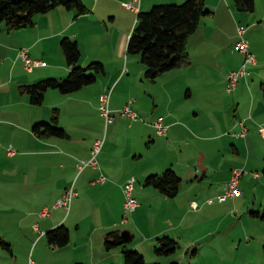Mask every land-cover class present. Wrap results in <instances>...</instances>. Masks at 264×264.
Returning <instances> with one entry per match:
<instances>
[{"label":"crops","instance_id":"1","mask_svg":"<svg viewBox=\"0 0 264 264\" xmlns=\"http://www.w3.org/2000/svg\"><path fill=\"white\" fill-rule=\"evenodd\" d=\"M182 1L141 0L140 11ZM206 1L210 10L206 25L213 20L222 26L224 15L238 20L231 0ZM82 2L87 7L82 14L59 5L36 15L32 26L9 30L0 24V234L10 243V248L0 246V264H124L123 247H105L106 235L114 230L129 231L134 237L127 247L140 251L149 262L180 264L179 260L192 261L205 250L225 260L223 237L231 235L233 248L240 250L243 232L251 242V234L257 235L258 225H264L252 214L256 212L252 205L250 215L244 216L247 197L217 199L236 169H245L243 177L247 170L264 169V145H259L260 136L264 139V80L250 82V73L239 79L235 90L227 87L229 74L245 57L237 47L239 31L229 51L232 67L215 85L220 95L205 97L202 103L196 98L190 71L197 65V51L210 53L211 38L216 37V33L200 32L202 20L189 38V56L178 67L148 80L141 56L132 58L128 53L138 12L124 7L123 0ZM246 34L250 51L257 56L252 65L258 73L264 67V38L257 30ZM66 37L79 45V66L102 62L105 71L93 84L72 93L49 89L43 103L34 104L24 85L48 78L63 80L72 71L62 48ZM22 48L47 64L28 70L19 56ZM202 68L198 74H206V66ZM182 84L188 86L187 101L197 100L201 107L179 99L178 88L182 94L185 91ZM209 86L202 81L200 92ZM110 91L114 119L107 122L100 103L101 95ZM224 99L238 101L235 118L226 114ZM126 106L136 118L122 113ZM158 117L168 126L164 134L154 124ZM40 122L56 124L66 135L38 136L33 127ZM243 127L245 136L236 135ZM100 139L104 144L98 164L80 168L92 158ZM167 169L182 178L175 197L146 185L148 176ZM131 178L136 180L133 194L141 205L129 212L126 184ZM71 187L77 194L70 208L56 207ZM211 198L214 203L208 202ZM60 225L69 229L70 240L65 246H53L47 232ZM239 230L242 234L236 233ZM163 236L177 239V252L156 253L157 239ZM238 239L241 244H236ZM243 264H252L250 256Z\"/></svg>","mask_w":264,"mask_h":264},{"label":"trees","instance_id":"2","mask_svg":"<svg viewBox=\"0 0 264 264\" xmlns=\"http://www.w3.org/2000/svg\"><path fill=\"white\" fill-rule=\"evenodd\" d=\"M234 1L240 10L254 11L255 0ZM59 5L76 9L79 14L87 11L82 0H0V24H5L9 30L32 26L36 15ZM209 13L206 0H186L179 4H158L149 11L137 14L128 53L141 56L146 65L145 76L148 80H155L160 74L178 67L189 56V38L199 28L202 18ZM62 48L72 71L63 80L48 78L36 84L24 85L23 91L31 94L34 104H42L45 92L49 89L72 93L93 84L98 75L105 71L102 62H91L87 67L79 66L81 51L77 41L66 37L62 41ZM57 111L56 109V115ZM33 129L41 137L66 135L63 128L51 122L37 123ZM181 183L182 178L173 169L150 175L146 179V185L157 187L168 197L177 195ZM252 214L264 220V210ZM47 237L51 245L65 246L70 240V231L65 225H60L48 231ZM133 237L120 230L111 231L105 237V247L107 250L123 247L124 264H161L148 263L140 251L129 249L127 245L132 242ZM157 242L155 251L160 256L173 254L179 248L177 239L169 236L160 237ZM0 246L10 248V243L1 234Z\"/></svg>","mask_w":264,"mask_h":264},{"label":"rangeland","instance_id":"3","mask_svg":"<svg viewBox=\"0 0 264 264\" xmlns=\"http://www.w3.org/2000/svg\"><path fill=\"white\" fill-rule=\"evenodd\" d=\"M185 1V0H184ZM232 2V8L234 9L235 13L238 15V20L230 19L227 15H224L222 18H226V20L221 23L222 26H218L214 24L213 20L208 21V24L206 25V19L207 16L202 18V24H201V31L200 32H205L209 31L211 32V35L216 33V37L211 38V47H210V53L208 54H200V51H197L196 56H194V59H196L197 65L194 67L192 71H190V76L189 79H191L192 85L195 86V92L197 93V99L201 101L202 103L205 102V97H218L220 95L219 89L215 88V85L220 81L222 76L224 75L225 72L228 71V67H232L231 65L233 64L232 59L230 57V48H233L238 40V31L240 28H245V33L244 35L240 34V38L244 37L249 45V34H246L248 30L256 31L259 32V34L264 38V0H255V8L254 11H245V10H240L237 6L234 0H231ZM171 3H178V2H171ZM180 3H183L180 2ZM163 4V3H162ZM228 5V4H227ZM152 9V8H151ZM150 9V10H151ZM137 20V15L135 16ZM236 19V18H234ZM220 23V22H219ZM2 26V25H1ZM238 26H240L238 28ZM135 27V26H134ZM238 28V30H237ZM225 45V47H223ZM238 54V53H237ZM254 55V53H253ZM136 56L140 55H135L131 54L132 58H136ZM257 57L256 55H254ZM246 58H243L242 63L237 69H240L243 64L245 63ZM257 61L255 60L254 62H251L246 65V70L247 74L245 76H249L250 82H253V79H255L257 82H261L264 80V67H259L258 73H256L255 69H257L255 66L252 64H256ZM202 65L206 66V74H198V70H203ZM255 67V68H254ZM184 78H186V75L184 73ZM202 81L207 83V86L210 88H205L204 91L200 92V87L202 84ZM188 82L191 83V81L188 80ZM239 83V82H238ZM237 83V85H238ZM184 85V84H182ZM237 85L232 88L231 91L235 90ZM185 86V85H184ZM228 87V86H227ZM188 89V86H185V91L184 94L180 91L182 89L178 88L179 91V99L191 104V106H195L197 108L201 107V103L198 105V101H187L188 97H186V91ZM232 96L231 94H229ZM213 99V98H212ZM215 101V100H213ZM222 103L225 104V110L227 111L226 114H230L232 117H234L235 112H238L240 109L238 108V101H235V103L230 102L228 99H224L221 101ZM242 107L243 103L240 104ZM219 107V106H218ZM235 118V117H234ZM227 124V119L224 122ZM228 129V128H227ZM257 143V142H255ZM264 145V139L260 136V146ZM256 148L258 149V145H256ZM244 171V168H238L235 171ZM261 170V169H260ZM249 173L246 174L245 177H241V183L239 185L240 188V197L243 198H248V206L246 208V211L244 213V216H249L250 215V209L249 206L252 207V211L255 209L258 211L259 207L263 211L264 210V173L259 171L261 174V178H258L256 176L255 172H252L250 170H247ZM255 173V174H254ZM244 174V173H243ZM254 176L251 178V175ZM136 181V180H135ZM218 197V196H217ZM233 198V197H231ZM212 199V198H211ZM229 199V198H228ZM215 200V199H214ZM219 201V200H218ZM209 202V200H208ZM241 213L235 214L237 218H240ZM253 216V215H252ZM253 220H255V216L252 217ZM258 222H264L262 219L258 218ZM245 224V222L242 224V226ZM261 224V223H260ZM259 228L257 229V235H252V240L251 242H248V236L246 234L240 233L241 231H236V233L242 234L243 240L242 244L241 242L239 243L240 239H238L236 244H241L240 250H237L234 246L233 248V241L231 238V235H227L226 237H223L222 243L225 244L224 248V254L226 259L222 260L211 256L212 251L210 250H205L203 252V255L197 256L196 258H191L190 259H181L180 264H235L236 261L241 260L242 264L246 260L247 257L250 256L252 264H264V225L261 227L258 225ZM253 231L254 229V225ZM253 236L255 238H253ZM181 251V250H179ZM148 263H154V262H149ZM238 263V262H237Z\"/></svg>","mask_w":264,"mask_h":264},{"label":"built area","instance_id":"4","mask_svg":"<svg viewBox=\"0 0 264 264\" xmlns=\"http://www.w3.org/2000/svg\"><path fill=\"white\" fill-rule=\"evenodd\" d=\"M140 3H141V0H123L122 5L124 7H126L127 9H130L132 11L139 13L140 9H141ZM239 31H240L241 35H244L245 28H240ZM237 47L245 55L246 61L240 69L234 70L229 74V76H228V80H229L228 89L230 91L232 90V88H234L235 85H237V83L239 82V79L242 76H245L247 74L246 65L251 63V62H254L256 60L255 56L250 51V45H249L248 41L244 37H242L238 41ZM19 56L22 57V59L25 63V66L28 70H33L37 66H43V65L47 64L43 60L32 58L30 56L27 48L20 49ZM110 100H111V91L106 92V93L101 95L100 110H101L102 115L106 118L107 122H112L114 119V116L112 115V109L110 107ZM122 113L125 115H128V116H131L133 118L137 117V114L133 110H131L129 106L124 107L122 109ZM154 124L161 134H164L167 132L168 126L165 124L163 117H158L154 121ZM246 132H247V128L243 127L242 132L236 133V135L245 136ZM262 134L264 136V128H262ZM103 144H104L103 139H100L96 142L94 150H93L92 158L89 161L84 160L80 164V168H84L85 165L86 166L87 165L96 166L98 164L97 157H98V155L102 149ZM242 175H243V171L237 170L234 172V175L232 176L229 184L227 185L225 192L223 194H220L217 197V199L220 202H224L228 198L236 197L240 194L239 185H240V179H241ZM256 176H261V174L256 173ZM134 187H135V179L131 178L128 180V182L126 184L127 200H126V204H125V209L129 212L134 211L135 209H137L141 205L139 200L133 194ZM76 194H77V191L74 189V187L67 189V191L65 192L63 197H61L57 201L56 207L63 206L66 209H69L71 206L72 200ZM214 202H215V200L213 198L209 199V203H214ZM193 206L195 208H197L198 204L193 203ZM44 212H47V209Z\"/></svg>","mask_w":264,"mask_h":264},{"label":"water","instance_id":"5","mask_svg":"<svg viewBox=\"0 0 264 264\" xmlns=\"http://www.w3.org/2000/svg\"><path fill=\"white\" fill-rule=\"evenodd\" d=\"M123 234H129V231H124Z\"/></svg>","mask_w":264,"mask_h":264}]
</instances>
